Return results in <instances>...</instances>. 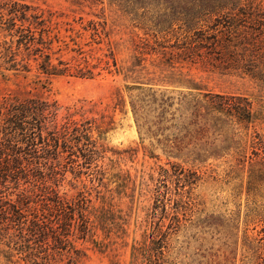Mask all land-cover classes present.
I'll return each instance as SVG.
<instances>
[{
  "label": "rangeland",
  "instance_id": "obj_1",
  "mask_svg": "<svg viewBox=\"0 0 264 264\" xmlns=\"http://www.w3.org/2000/svg\"><path fill=\"white\" fill-rule=\"evenodd\" d=\"M22 1L54 13L56 32L67 42L70 26L74 38L83 33L76 40L86 50L103 49L98 55L111 41L119 68L135 69L125 77L112 67L94 79L48 78L35 67L28 75L0 73V108L7 99L39 98L59 105L60 121L68 109H81L101 129L93 137L104 151L103 172L96 177L95 166L85 168L78 181L68 172L61 189L71 196L86 185L90 192L96 229L76 243L82 264H264V181L250 186L249 162L237 166L231 151L205 163L169 158L159 137L140 134L127 91L133 82L184 92L196 87L192 92L208 94L215 107L245 98L258 117L249 132L264 145V0H128V11L108 0L83 7L73 0ZM81 18L84 25L107 21L109 40L103 35L98 46ZM119 92L126 106L117 105ZM246 128L236 119L218 121L210 141L220 143L219 131L227 132L220 144L231 149ZM76 160H68L69 170L83 167ZM13 262L0 252V264H25Z\"/></svg>",
  "mask_w": 264,
  "mask_h": 264
},
{
  "label": "trees",
  "instance_id": "obj_2",
  "mask_svg": "<svg viewBox=\"0 0 264 264\" xmlns=\"http://www.w3.org/2000/svg\"><path fill=\"white\" fill-rule=\"evenodd\" d=\"M96 1L99 2H72L83 7L86 2L94 5ZM108 2L111 7L129 10L128 0ZM80 21L82 30L91 32L98 46L104 42L103 35L109 40L107 21H90L87 25L83 18ZM55 22L54 13L22 0H0V73L28 75L33 67L48 78L94 79L105 70L113 73L112 67L118 74L126 71L125 77L134 73V68H119L111 41L107 53L98 55L96 50L103 49L86 50L76 40L83 33L76 32L74 38L72 26L66 30L70 39L67 42L60 31L56 32ZM65 50L72 54L68 61L63 59ZM133 84L127 91L139 132L151 139L159 137L169 158L205 163L231 151L237 166L249 162L252 188L264 181V145L257 132H249L258 117L247 99L239 97L236 102L231 100L215 107L208 94L192 92L201 90L196 87L184 92L150 83ZM117 100L118 106H126L121 92ZM60 110L56 102L39 98L7 99L0 108V252L9 263L17 257L25 264H82L85 254L76 243L94 236L96 225L88 187L84 185L71 196L61 189L68 182V172L75 176L74 181L86 174L85 168L95 166L92 171L96 177L103 172L98 163L104 151L93 137L94 131L100 134L101 129H93L90 124L95 121H87L86 112L81 109H68L60 121ZM77 116L82 119L77 120ZM234 119L247 127L245 132L234 135L235 147H221L220 143H226L223 137L227 132L219 131L220 143L210 141L214 123ZM220 147L221 151H217ZM250 149L252 156H248ZM76 159L83 161V167L80 169L79 164L78 170H69L68 160L75 164ZM174 168L183 171L180 164Z\"/></svg>",
  "mask_w": 264,
  "mask_h": 264
}]
</instances>
